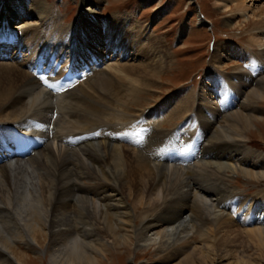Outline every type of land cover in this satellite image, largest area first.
<instances>
[{"label": "bare ground", "instance_id": "bare-ground-1", "mask_svg": "<svg viewBox=\"0 0 264 264\" xmlns=\"http://www.w3.org/2000/svg\"><path fill=\"white\" fill-rule=\"evenodd\" d=\"M229 1L240 14L252 12L257 35L264 33V9L253 10V0ZM100 3L84 0L91 9L67 28L43 21L38 0H0V43L27 57L0 66V264H25L28 252L49 254L52 264H96L95 255L126 248L133 238L175 264H224L234 251L236 264H253L246 249L229 253L221 243L239 231L255 244L264 241V199L243 197L229 184L233 175L264 181V153L246 136L264 121V50L238 51L233 56L248 69L233 73L223 66L229 46L218 50L226 55L214 56L216 70L198 95L185 94L169 113L151 110L138 134L119 142V128L150 106L146 90L151 78L162 79L165 56L144 31L132 41L116 19L97 18ZM20 16L42 24L13 26ZM102 40L108 52L142 64L96 69ZM81 54L90 66L72 57ZM53 55L72 64L62 70L48 58L41 69L42 58ZM123 88L129 105L117 109L111 98L118 101ZM165 123L179 126L166 130ZM63 251L70 260L57 255Z\"/></svg>", "mask_w": 264, "mask_h": 264}, {"label": "rangeland", "instance_id": "rangeland-1", "mask_svg": "<svg viewBox=\"0 0 264 264\" xmlns=\"http://www.w3.org/2000/svg\"><path fill=\"white\" fill-rule=\"evenodd\" d=\"M38 1L45 6L47 13L43 21H46V19H57L59 24L67 28H74L82 12L90 8V6L84 4V0ZM92 1L96 2L98 0ZM252 2L249 4H252L253 10L259 12L261 8L264 9V0H253ZM228 3L231 2L229 0H101L95 11L97 18L103 20L113 19L114 22V19H116L117 23L122 24L126 28L132 41L136 39V31L140 30L141 33L144 31V35L147 37V40H150L151 45L153 44V46L159 49L161 48L160 50L165 56V61L162 62L164 63L162 79L158 77L151 78L150 81L153 87L146 90L149 91V95L145 102L149 103L151 107L148 106L142 109L145 110V113L141 114L137 120L128 124L126 123L125 127L121 126L119 128V130H122L117 136L119 142H123L124 140L128 144L127 140L130 139L128 136L137 133V128L144 122L145 117L151 110L169 113L171 108L182 97L186 96L185 94L192 92L198 95L203 81L216 70L214 56L217 53L226 55L222 51H218L226 45L229 46L227 55H230V59L226 60L224 58L223 66L226 73H233L235 67H247L246 69H248V66L236 57L237 55L233 56L238 51L260 56L261 51L264 50V45L262 46L261 44H264V33L257 35L259 31L254 29L252 12L240 14L235 10L232 3L229 4L230 8L226 10L224 4ZM229 19H231V23H228ZM28 20L31 22V28H38L42 24V20L39 21L36 17L20 16L14 21L13 26L23 25ZM32 32L33 34H38L39 31ZM113 35L116 36L115 33ZM125 38L121 36L120 40L124 41ZM258 39H262L263 41ZM102 41V44L96 45L97 53L102 56V59L95 67L96 69L108 70L111 66H117L118 63L127 66L142 64L141 59L122 58L118 55L117 51L113 54L108 52L104 48L107 45V41ZM11 46L13 47L10 48ZM92 47L94 45L88 48V50L92 49ZM153 51L146 47L147 53L150 54ZM87 54H89V51H87ZM0 55V66H9L14 64L13 62L15 61H26L27 59L25 53H21L20 49L17 52L14 51V45L11 42H7L6 44L5 42L0 43ZM72 57L77 60L76 63L80 67H87L86 65L90 66L92 64V62L86 63L90 60H86L83 54L79 57H75L74 55ZM48 58L50 59L49 61H56V65L61 69L63 68L62 70H65L68 65L72 64V61H70L71 57L62 59L54 55L46 56L42 58L41 69L50 66L49 61H46ZM90 58L95 59L91 55ZM148 70H151V68ZM77 75L79 73L74 75L75 79L82 82L83 79L76 78ZM70 82H72L71 79ZM144 82L147 83L148 81ZM81 84L83 85V83ZM128 100H130L129 93L123 88L118 101L111 98V105L120 109L122 104L129 105ZM258 105L263 111L264 116V102L260 101ZM162 118L160 117L159 119ZM182 124L184 123L181 122L179 125ZM256 125V129L246 132L247 145L255 151L264 153V121L258 122ZM178 126L174 127V124L171 123L163 125L166 130L177 129ZM229 184L235 192L244 195L243 197H261L264 199V181L246 180L244 177L233 175ZM235 229L240 230L239 227ZM241 229L243 230V228ZM239 232L234 240L236 243L233 240V242L224 240L222 242L225 244L221 243L222 249H225L224 251H228L229 253L232 250L239 252L241 249H246V253L252 256L253 264H264V241L261 244H255V242L248 240L243 231ZM115 247L110 248L108 251H101V256L95 255L97 259L96 264H175L178 261L175 258L167 259L164 253L156 251L155 248H138L134 238L127 243L126 248ZM57 255L65 258V260H70L71 257L69 251H63ZM28 256L25 264H52L49 254L37 255L28 252ZM236 256L235 251L228 254L224 264H236Z\"/></svg>", "mask_w": 264, "mask_h": 264}]
</instances>
